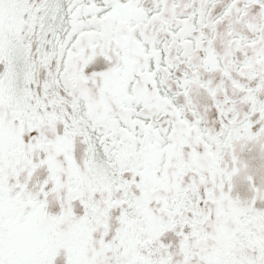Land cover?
Returning a JSON list of instances; mask_svg holds the SVG:
<instances>
[{
    "label": "snow or ice",
    "instance_id": "6c2138e0",
    "mask_svg": "<svg viewBox=\"0 0 264 264\" xmlns=\"http://www.w3.org/2000/svg\"><path fill=\"white\" fill-rule=\"evenodd\" d=\"M0 264H264V0H0Z\"/></svg>",
    "mask_w": 264,
    "mask_h": 264
}]
</instances>
